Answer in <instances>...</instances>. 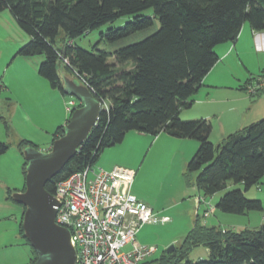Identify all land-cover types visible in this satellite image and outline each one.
Segmentation results:
<instances>
[{"label":"trees","instance_id":"trees-1","mask_svg":"<svg viewBox=\"0 0 264 264\" xmlns=\"http://www.w3.org/2000/svg\"><path fill=\"white\" fill-rule=\"evenodd\" d=\"M6 10L28 37L17 56H42L38 75L65 99L64 73L75 75L101 104L86 140L45 184L49 194L55 193L59 182L92 166L104 148L120 143L126 133L155 137L164 132L198 143L185 165L186 181L189 184V177L195 174L193 184L205 197L226 189L230 182L240 186L219 198L218 211L233 215L264 211L259 199L244 195L264 176V118L226 135L216 146L210 141L212 124L208 120L179 118L180 110L190 106L191 97L218 61L214 49L235 42L245 23L253 31H264V0H0V13ZM148 10L152 13L145 14ZM122 16L129 19L108 30L105 37L109 42L150 29L155 19L159 27L113 52H89L74 43ZM60 33L63 35L57 39ZM72 105L66 123L81 106ZM64 126L56 129L53 141L62 136ZM29 145L21 141L20 151ZM8 149V144L0 142V156ZM26 165L24 161V174ZM6 199L15 202L10 190ZM22 216L19 233L29 245ZM198 246L208 250V259L188 258L190 250ZM174 248L154 264H264V224L234 231L206 226L197 217L181 246ZM31 252L28 264L36 260Z\"/></svg>","mask_w":264,"mask_h":264},{"label":"rangeland","instance_id":"rangeland-1","mask_svg":"<svg viewBox=\"0 0 264 264\" xmlns=\"http://www.w3.org/2000/svg\"><path fill=\"white\" fill-rule=\"evenodd\" d=\"M151 13V10L145 12V14ZM128 19L127 16H122L112 23H106L75 39L74 43L89 52L93 50L113 52L117 48L144 39L159 27L158 20L155 19L152 28L136 32L116 42H109L105 37L108 30L123 26ZM3 24L2 22L0 26L2 27ZM244 25L249 28L247 23ZM8 29L11 31L12 40L16 44L21 43L22 46V42L27 38L26 34L16 24L13 28L10 26ZM62 35L60 33L57 39ZM1 43L0 41V45ZM14 53L6 56L0 50V84H5L3 90L0 89V142L9 145V149L1 158L5 160L6 165L8 162L10 163L11 170L14 166L16 172L17 166L14 160L19 161L15 151L19 152L22 167L19 176H16V173L15 177L6 175V182L1 183L4 186L7 185L5 190L6 192L10 190L11 195L17 191H22L25 184L23 172L25 160L23 150L20 151L19 149V143L23 140L27 141L30 144L29 147H34L42 152L50 150L52 145L51 134L48 135L30 127V123L24 116V100L20 92L24 84L39 89V86L33 83L40 78L38 69L43 57L13 56ZM233 73L242 80H245L249 74L254 75L253 77L263 76L264 78V54L250 53L247 60L239 61V68ZM65 77L77 85H83L75 75L64 73L61 78ZM72 101L76 107L79 103L73 97L67 96L66 107L69 110L73 106L70 105ZM3 122L6 123V126ZM209 122L212 124L211 121ZM159 136L154 137L130 131L126 133L120 143L104 148L99 159L91 166L94 171L99 169L111 170L114 167L134 171L136 175L131 186V193L152 208L159 220L162 217L168 218L167 222L143 224L138 229L135 236L138 246L154 248V253L141 264H154V260L158 259L169 247H180L197 217L206 226L234 231L245 229L247 226L256 229V227L264 224V211L254 212L256 217L250 218L249 222L247 217L222 213L215 208L217 201L226 191L240 187L237 184L230 182L226 189L211 197H205L193 184L195 174H191L190 182L187 183L188 174L185 165L197 150V142L173 139L166 133L161 138ZM217 139L213 138L214 142L212 141L215 146L219 144ZM244 195L246 199H255L250 198L253 195L258 197L256 199L262 201L264 210V184L249 188L244 192ZM11 206L19 208L20 214L15 212L13 216H9L11 215L10 211L7 209L2 211L0 208V213H3L0 220V264H28L29 259L32 258L31 247L19 233L21 211L22 213L24 211L18 204L13 205L12 203ZM206 210L209 213L204 216ZM129 248L128 245L123 248V251H127ZM188 258L193 261L208 259L207 249L202 246L192 248Z\"/></svg>","mask_w":264,"mask_h":264},{"label":"crops","instance_id":"crops-1","mask_svg":"<svg viewBox=\"0 0 264 264\" xmlns=\"http://www.w3.org/2000/svg\"><path fill=\"white\" fill-rule=\"evenodd\" d=\"M2 22L4 24L2 27L0 26V41L2 42L0 50L2 53L4 52L6 56L10 55L12 52H15L13 56H17L16 52L21 46V43L16 44L11 38V31L8 27L11 26L13 28L16 22L7 10L0 13V25ZM27 41L28 37L23 42L26 43ZM23 42L22 45L25 44ZM214 51L218 56V61L206 74L202 80L201 86L191 97L190 106L180 110L179 118L184 121H187L186 119H205L211 121L213 127L210 141L212 142L213 138H218L217 140L220 143L226 135L264 118V91L252 92L249 86V80L256 77L249 74L245 80H242L233 73L239 68V61L242 62L247 60L250 53L264 54V31H253L250 27L246 28V26L243 25L235 42H227L218 45ZM261 78H263V76H261ZM33 84L39 86V89L24 84L20 91L24 100L23 110L26 113H24V116L30 123V127L44 132L45 134H51L53 142L54 132L59 126H64L66 124V120L69 116V109L66 107V99L57 90L52 89L49 83L42 77ZM1 86V90H3L5 84L2 83ZM163 134L164 132L158 135H160L159 137L161 138ZM159 137L158 139H160ZM15 153H17L16 157L19 161L17 162V160H14L17 166L16 172L14 166H12L13 169L11 170L10 163L8 162V165H6L5 160H2L1 157L4 155L0 156V208H2V211L4 209L10 211L11 215L9 216H13L15 212L20 214L19 208L11 206L12 203L13 205L17 203L6 199L5 187L7 185H2L4 184L3 182H6V175H12L11 177H15V173L16 176L20 175L22 168L21 156L18 154L19 152L15 151ZM261 184H264V176L257 186ZM250 198L256 199L258 197L253 195ZM2 214L1 212L0 220ZM241 216L247 217L250 222V218L254 219L256 214H254V212H249ZM247 228L249 227L247 226Z\"/></svg>","mask_w":264,"mask_h":264},{"label":"built area","instance_id":"built-area-1","mask_svg":"<svg viewBox=\"0 0 264 264\" xmlns=\"http://www.w3.org/2000/svg\"><path fill=\"white\" fill-rule=\"evenodd\" d=\"M249 86L252 92L264 91V78ZM135 175L121 167L94 171L89 166L57 184L55 223L70 232L75 264H141L154 253V248L138 246L136 233L143 224L163 223L168 218L159 220L131 193Z\"/></svg>","mask_w":264,"mask_h":264},{"label":"water","instance_id":"water-1","mask_svg":"<svg viewBox=\"0 0 264 264\" xmlns=\"http://www.w3.org/2000/svg\"><path fill=\"white\" fill-rule=\"evenodd\" d=\"M64 93L81 106L74 109L63 128V135L52 142L50 150L34 147L23 149L26 162L25 184L22 191L12 194L13 200L24 207L22 229L36 255L33 264H75L76 251L70 243V232L55 223L59 204L45 190V184L57 175L74 156L97 122L100 102L83 84L62 78ZM169 247L166 253L174 251Z\"/></svg>","mask_w":264,"mask_h":264}]
</instances>
